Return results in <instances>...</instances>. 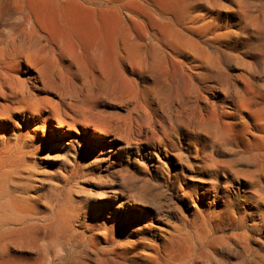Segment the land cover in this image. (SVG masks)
<instances>
[{
  "label": "rangeland",
  "instance_id": "rangeland-1",
  "mask_svg": "<svg viewBox=\"0 0 264 264\" xmlns=\"http://www.w3.org/2000/svg\"><path fill=\"white\" fill-rule=\"evenodd\" d=\"M85 2L91 9L97 6L96 0ZM135 2L104 0V7L128 15ZM150 4L181 35L176 43L168 39V56L188 55V69L200 65L192 71L201 94L219 112L235 114L231 140L187 139L173 117L191 114L196 99L181 90L180 95H153L148 105L142 103L162 123L155 141L137 136L139 127L144 134L147 125L139 114L131 116L138 103L100 104L111 126L103 142H91L90 130L82 131L79 124L74 130L64 127L63 138L55 139L43 118L33 123L25 116L15 131L0 128V142L17 149L20 166L52 178L57 188L49 196L38 186L20 190L37 203L29 215L0 228V264H264V126L255 129V118L239 106L236 92L223 90L226 75L237 84L233 76L248 73L237 57L246 59V37L255 46L256 36L264 37V29H255L264 0H185L177 14ZM149 29L153 38H160L156 27ZM193 43L198 47H184ZM209 56L215 60L211 67L197 61ZM206 73L219 78L204 79ZM258 84L264 85V77ZM247 90L251 96V88ZM255 102L264 105V100ZM256 103L248 105L255 108ZM223 122L220 118L218 127ZM54 149H59L56 159L51 158ZM119 174L129 177L127 184L117 179ZM76 191L85 193L72 210L71 228L50 233L54 211Z\"/></svg>",
  "mask_w": 264,
  "mask_h": 264
},
{
  "label": "bare ground",
  "instance_id": "bare-ground-1",
  "mask_svg": "<svg viewBox=\"0 0 264 264\" xmlns=\"http://www.w3.org/2000/svg\"><path fill=\"white\" fill-rule=\"evenodd\" d=\"M184 2L136 0L132 14L123 15L118 8L104 7V0H96L94 9L86 6L85 0H0V128L4 130L7 126L15 131L25 116L33 123L43 118L51 124L55 139L63 138L60 132L64 127L74 130L79 124L82 131L90 130L91 142H103L111 126L102 117L100 104L138 103L131 116L139 114L147 125L144 134L139 127L137 136L155 141L163 127L154 120L153 110L144 108L148 98L161 95L168 99V92L180 95L181 90L187 97L192 94L196 99L191 114L173 117L174 124L185 129L187 139L204 136L210 140L218 136L219 140L230 141L233 127L230 119L235 114L219 112L215 102L201 94L192 71L201 68L200 65L188 69L184 62L188 55L168 56L165 47L168 39L176 43L181 35L167 19L157 16L149 7L150 3L157 4L162 12L177 14ZM177 18L181 17L177 15ZM6 19H15L17 23H5ZM150 26L158 29L159 39L149 34ZM255 29L258 33L264 29V14ZM248 39L250 37L242 43V55L246 59L237 57V63L245 66L248 73L234 75L237 84L231 82L232 76L226 75L223 90L235 91L239 106L248 109L250 117L255 118V129H262L264 105L255 101L264 100V85L258 84L264 77V37L256 36V46L248 44ZM184 47L196 48L198 44ZM197 61L206 68L215 64L212 56L206 60L197 58ZM203 78L216 80L219 77L206 73ZM214 88L211 86L210 90ZM248 88H251V96L244 92ZM142 103L147 105L143 107ZM251 103H256V107L251 108L248 105ZM220 118L225 122L218 127ZM20 141L16 136V142ZM2 142L0 228L32 212L37 202L20 192L25 186L43 188L48 196L57 190L52 178L22 168L17 149H6ZM58 150L54 149L52 159L59 157ZM57 175L63 177L60 172ZM117 179L124 184L130 180L120 174ZM84 193L76 191L61 200L47 225L50 233H63L71 228L72 210L80 205Z\"/></svg>",
  "mask_w": 264,
  "mask_h": 264
}]
</instances>
